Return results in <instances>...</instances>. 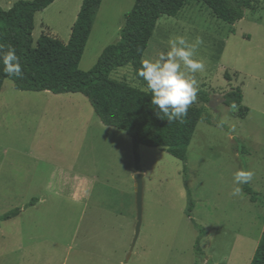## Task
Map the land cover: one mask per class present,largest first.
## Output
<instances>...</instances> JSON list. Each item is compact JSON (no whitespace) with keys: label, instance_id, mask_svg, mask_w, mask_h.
<instances>
[{"label":"rangeland","instance_id":"374dc122","mask_svg":"<svg viewBox=\"0 0 264 264\" xmlns=\"http://www.w3.org/2000/svg\"><path fill=\"white\" fill-rule=\"evenodd\" d=\"M17 1L0 0V7ZM134 1L102 0L81 71L119 40ZM81 3L55 0L36 13L33 46L42 34L66 44ZM175 35L190 42L201 37L197 55L206 65L196 74L199 91L190 107L200 110L201 121L185 164L138 146L137 169L128 136L102 125L84 96L69 95V104L3 82L0 97L9 106L0 108V216L14 209L20 214L0 223V264H250L264 229V0L234 25L217 21L199 3L185 5L176 17L162 16L142 59L166 51ZM110 78L144 90L129 66ZM237 88L247 109L243 119L235 117L237 106L223 105V95ZM184 165L195 225L186 216ZM238 169L254 172V202L231 194ZM135 174L143 175L142 224L128 257ZM38 194L44 203L25 210ZM196 225L205 231L202 256L195 252Z\"/></svg>","mask_w":264,"mask_h":264},{"label":"trees","instance_id":"16d2710c","mask_svg":"<svg viewBox=\"0 0 264 264\" xmlns=\"http://www.w3.org/2000/svg\"><path fill=\"white\" fill-rule=\"evenodd\" d=\"M54 1L19 0L8 10L0 7V43L15 48L21 58L23 71L21 78L8 77L0 64V90L3 82L9 80L18 91L80 94L88 100L102 125L128 136L137 169L138 146L160 149L185 164L187 149L201 121L200 110L189 107L183 122L169 123L167 117L161 119L156 114L155 106L151 105V93L145 90L146 82L137 75L156 24L162 16L176 17L185 5L199 3L217 21L234 25L262 0H135L131 11L125 16L119 40L105 47L95 65L86 72L79 69V63L102 0H82L66 44L42 34L33 46L35 14L45 10ZM127 66L132 69L144 90L110 78L111 73ZM200 100L208 102L205 95H200ZM242 100L243 95L238 88L223 95L224 106L238 107L235 117L239 119L247 115V109L241 106ZM160 115L163 116L162 113ZM186 172L187 167L184 165L183 185L188 201L186 216L195 225L191 218L194 202L188 189ZM241 187L249 200L254 202L259 194L249 183ZM19 214L20 209L11 210L0 216V223ZM196 227L198 237L195 252L202 256L200 241L205 231L201 226ZM250 264H264V229Z\"/></svg>","mask_w":264,"mask_h":264},{"label":"clouds","instance_id":"9594fccd","mask_svg":"<svg viewBox=\"0 0 264 264\" xmlns=\"http://www.w3.org/2000/svg\"><path fill=\"white\" fill-rule=\"evenodd\" d=\"M203 44L199 36L190 42L185 35H175L168 40V49L161 50L153 58H144L137 70L138 77L146 82V91L151 93V105L156 114L167 117L169 123L183 122L189 107L197 100L199 83L197 73L206 70L205 61L198 57L197 50ZM0 64L8 77L23 76L21 58L11 45L0 43ZM163 114L161 116L160 114ZM254 172L238 169L233 176V196L244 194L241 185L252 181Z\"/></svg>","mask_w":264,"mask_h":264},{"label":"water","instance_id":"95a60500","mask_svg":"<svg viewBox=\"0 0 264 264\" xmlns=\"http://www.w3.org/2000/svg\"><path fill=\"white\" fill-rule=\"evenodd\" d=\"M209 106L214 110V105L212 101H209ZM133 182H134V203H135L136 217H135L134 234L128 252V257L131 255V252L138 240L141 224H142L143 189H144L143 175L135 174L133 176Z\"/></svg>","mask_w":264,"mask_h":264},{"label":"crops","instance_id":"0c3cea01","mask_svg":"<svg viewBox=\"0 0 264 264\" xmlns=\"http://www.w3.org/2000/svg\"><path fill=\"white\" fill-rule=\"evenodd\" d=\"M1 92V90H0ZM34 93H38V94H35V95H39V96H44V97H47V95H53L52 97H56L55 99H59V100H64L67 102H69V104H71V99H69L68 97H70L69 95H76V94H58V95H55V94H52V93H47L45 92L46 94H41V92H34ZM8 100H6V98H4L2 101H1V97H0V108H6L9 106V103L7 102ZM247 116V115H246ZM63 174V172H62ZM78 187L79 185L77 184L73 189H72V193L73 195H76L77 192H78ZM60 189V188H59ZM59 189H55V191H59ZM62 192V190H61ZM60 192V193H61ZM63 194V193H61ZM44 203V198L42 195L38 194L37 195V199L36 200H33V204H27L26 206H24V209L27 210H32L33 208H36V207H40V205H42Z\"/></svg>","mask_w":264,"mask_h":264}]
</instances>
